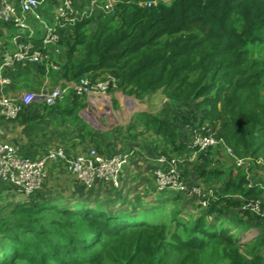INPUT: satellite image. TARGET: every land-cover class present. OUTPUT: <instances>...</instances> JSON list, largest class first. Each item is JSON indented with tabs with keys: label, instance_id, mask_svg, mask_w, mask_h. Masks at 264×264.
<instances>
[{
	"label": "trees",
	"instance_id": "obj_1",
	"mask_svg": "<svg viewBox=\"0 0 264 264\" xmlns=\"http://www.w3.org/2000/svg\"><path fill=\"white\" fill-rule=\"evenodd\" d=\"M140 1L144 5H139ZM238 15L245 20L239 31L235 27V16ZM115 18L119 19L113 24ZM91 20H77L70 34L62 35L67 45L68 63L62 67L65 79L76 81L89 74L94 81L104 71L128 96L142 98L162 90L178 101L191 100L188 106L194 103L200 111L197 114L196 109H189L193 111L197 125L220 122V136L237 154L253 155L263 148L264 143L259 140L261 129L257 126L261 119L257 111L241 108L238 100L241 85L251 79L250 76H255L243 65L246 59L243 38L264 21V1L170 0L153 3V0H117L114 13L109 16L99 14L96 29L87 35L86 26ZM79 46L84 48L83 58L71 64ZM83 98V95L72 94L67 105L58 106L65 98L58 107L55 106L56 110L73 116L84 105ZM36 106L34 109L23 108L18 117L23 113L31 114V111L40 115L54 109L41 104ZM137 116L144 117L145 126L154 127V120L148 121V115L140 113ZM184 122L189 128L197 126L187 119ZM159 124L155 126L156 132L164 131ZM173 135L169 133L170 138ZM173 146L176 148L174 154L186 156L190 151L183 141L175 140ZM210 152L201 153L202 157ZM238 176L237 173L233 177ZM233 177L226 181L224 191L229 192L234 186L231 193L241 190L244 197L261 192L255 187L245 190V178L234 182ZM40 193L14 206L12 215L22 220L15 225L17 233L8 234L0 228V235L12 242V246L2 252L0 264H14L18 259H25L30 264H102L104 245L119 242L132 232L145 233L152 241L153 264H159L160 256L164 255L162 243H173L168 236L174 232L180 242L173 243L176 247L206 248L216 238L235 249L234 253L224 251L223 262L226 264H264L261 255L239 256L235 247L241 244L240 239L231 236L222 225L207 221V215L218 206L217 202L210 203L208 210L202 209L187 223L179 220L178 212L165 223L159 217V209L132 212L114 203L110 206L38 204ZM47 209L55 211V215L50 214V220L43 214ZM26 235L28 240L21 239L20 236ZM123 264L130 262L127 259Z\"/></svg>",
	"mask_w": 264,
	"mask_h": 264
},
{
	"label": "rangeland",
	"instance_id": "obj_2",
	"mask_svg": "<svg viewBox=\"0 0 264 264\" xmlns=\"http://www.w3.org/2000/svg\"><path fill=\"white\" fill-rule=\"evenodd\" d=\"M156 1L168 2L170 0ZM138 3L139 5H144V2L142 1ZM83 9H85V5L77 8L76 12L78 13L75 14V17H79ZM114 11L115 8L113 11L104 15L109 16L113 14ZM28 16L33 17L32 14H29ZM69 18L64 21L65 23L63 30L61 31V29H59L61 37L63 33L70 34V32L73 30L74 24L70 23ZM235 18L236 29L238 31L242 30L244 27V18L241 15L235 16ZM81 19L82 18H79V20ZM83 19H92L91 22L86 26L85 30L86 34L89 35L91 31L96 29L99 15ZM115 19L116 20L113 22V24H115L119 18ZM45 21L53 26V20L49 21L45 19ZM243 41L242 47L246 56L243 65L246 68L248 66V71L255 76H250L251 79L241 85L239 90L240 100H238V102H241V108L247 109L248 112H252L253 110L257 111L261 119V124L257 126L261 129L259 131V140L264 143V21H261L259 26L256 27L255 30L251 32V34L246 35L243 38ZM77 49L78 50L76 51L75 55L81 60L84 55V48L83 46H79ZM60 57L66 58V56L64 57V52L62 56L59 55L57 57L58 61L53 60V62L59 63L63 67L64 64H61L62 61ZM240 69L241 71L243 70V68ZM82 77H87L92 83H96L106 81L112 76L109 73L101 71L94 81L90 79L89 74H85ZM112 90L121 92L118 87H115L114 89L108 90V92L105 94L101 93L100 91H96L89 96H84V98H97L102 101L103 106L98 107L99 105H97L95 108L87 106L86 108L82 109L81 112L83 116L88 112L92 113L91 115L93 120H91V123L94 126V129L92 130H94L93 132L95 134L107 136L110 128L119 123V121L120 123L126 120L128 121V119H122V117H119L118 120V113H120V110L124 111V108L120 109L119 105L115 106L114 100L110 103L107 101V98L112 97L114 94ZM123 94L124 93L122 92L120 93V95ZM127 97L133 99L134 101L131 102L135 104H142L141 109L145 110V112H143L145 115H148V121L154 120V127L151 128L150 125L145 126L144 117L142 118L135 115L134 119L137 121V123H139V126H141V130L138 128H136L134 131L130 130V134L135 136L145 135L144 142H150L154 145H157L158 150L156 151V154L164 151H166V153L175 152L176 148L173 146V142L175 140L178 142H185L189 138V135L194 127L189 128L184 122V119H187L188 122L189 120L193 123L197 122L191 113L193 111L189 110L190 108L196 109L194 103H192V105L190 103L191 106H188L187 104L188 101L191 100L178 101L167 96L162 90H158L155 93L146 95L142 98H136L134 95H127ZM196 110V113L199 114L200 111L198 109ZM236 111H238V107L236 108ZM158 123H160L159 125H161V129L163 128L164 131L162 130L160 132H156L155 126L158 125ZM211 125L218 137V145L213 148L212 152H210V155L204 158V162H198L196 165H193V171L191 170V175L196 180L200 181L201 184L190 182V179H188L187 175L184 176V180H188L191 184H198L200 186L203 185V189L210 193L211 196L209 198V204L217 202L218 206L209 212V215L212 213L215 214V217L222 215L223 220L226 221V223L224 222L225 226L234 224V226H228V228L223 226L224 229L235 230L234 227L236 228V224L241 225L239 226V229L243 232H230L231 236L239 238L241 241V244L235 247L237 249L236 253H238L239 256L253 257L254 255H261L264 258V219L256 215H251V213H245L244 209L242 208L246 199H258L260 201V206L262 209H264V189L261 188V184H264V146L253 155H239L234 151L232 145H229L226 139L220 136L219 132L221 129V123L217 122L215 125ZM122 129L124 132H128L129 125L124 126ZM169 133H174L172 138L169 137ZM236 159L242 161V164L239 167H236ZM182 171L187 173V170L185 169ZM230 172H237L239 174L237 178L233 177L234 182H238V180L241 178H245L246 181L243 184V188L245 190L250 189L248 188V185L252 184L254 185L253 187L260 189L261 192H259V194L256 196L244 197L241 190L231 193L234 186L229 189V192L224 191L226 182L223 183L222 178H217L216 173H219L220 175L222 173L229 174ZM237 173L235 175H237ZM231 176H234V174ZM45 193L52 195L48 198L49 200H43L40 197L36 203L44 204L49 202L50 204H58L60 202H64L61 197H59L61 200L59 198L53 197L59 193L58 189L53 190L52 188H49V191ZM25 199L27 198L24 195L18 193L13 188L0 181V228H3L8 234L17 233L15 225L22 222V220L12 215V210L14 206L17 205V203L25 201ZM154 208L160 210L161 213L159 217L161 219L163 218L165 223H169V220L171 221L172 214L175 212H178V218L180 221L187 223L197 216V213L203 209L200 207V203L196 198H188L183 194L179 195L178 192L171 194L169 196V200L163 203L161 207L159 206ZM154 208H152V210H155ZM144 209L149 210L148 207H145ZM204 210L206 211L208 209ZM53 213L55 215V211L51 212L49 209L45 210V212L43 211V214L47 220H50V214ZM152 219L154 218L152 217ZM232 219H234L233 222ZM240 221H242V223ZM214 223H217V220H214ZM174 225L175 224H172V226ZM51 231L54 232L55 230L53 231V229H51ZM20 237L21 239L25 240H28L29 238L27 235ZM178 237L179 236L177 235V232H174L168 236V239L173 243H180L178 242ZM173 243H162L164 255L162 257L160 256L161 260L159 264H226V261L223 262L224 251L234 253L235 250L232 247L226 246L224 241L216 238L206 248L185 246L176 247V245ZM100 245L103 246L102 244ZM10 246H12V242L9 241L5 236L0 235V258L2 257V252L5 250V248ZM151 246L152 241L150 238H147L145 233L141 234L132 232L126 235L119 242H110L108 246L104 245L105 251L103 253L102 264H123V262H125L127 259L129 260L130 264H153L154 258H151L150 255ZM14 264L30 263H28L25 259H18V261Z\"/></svg>",
	"mask_w": 264,
	"mask_h": 264
},
{
	"label": "crops",
	"instance_id": "obj_3",
	"mask_svg": "<svg viewBox=\"0 0 264 264\" xmlns=\"http://www.w3.org/2000/svg\"><path fill=\"white\" fill-rule=\"evenodd\" d=\"M12 1L18 3L20 0ZM87 2L88 0H76V6L82 7ZM56 6L57 1H53L48 5L40 6L38 12L44 20L51 21L54 18ZM28 23L35 35V40L40 41L43 37L42 25L31 16H28ZM63 28L64 25L57 28L58 41L47 44L46 50L49 63L18 65L16 68L11 69L1 66V43L13 47V37L22 31L10 22L0 21V78L8 80L7 83L0 82V97H16L26 90L39 94L52 89L54 86L75 81L65 79L63 77L62 65L53 62V60L58 61L57 57L59 55L62 56L63 52L64 57L66 56L67 45L59 33V29L62 30ZM60 59L62 61L61 64L66 65L68 63L66 58L60 57ZM79 61L80 59L74 54L71 64H76ZM112 91L114 92L113 98L109 97L107 101L110 103L114 100L115 106L119 105L120 109L124 108V111L120 110V113H118V120L119 117H122V119H128V121L126 120L122 123L119 121V123L110 128L107 136L98 135L93 132L94 126L91 123V120H93L92 113L88 112L84 116L81 113L82 109L87 106H91L92 108H95L97 105H99L98 107L103 106L102 101L97 98H83L84 105L80 106L73 116H67L65 113L56 110L58 106L64 107L67 105V101L69 100L67 98L62 104L60 103L53 110H48L44 114L39 115V113L31 111V114L23 113L14 120H1V128L4 134L0 136V140L11 143L22 154L34 159L40 158L44 153L55 148H63L69 155L83 154L91 148H96L98 152L104 155H114L131 149L134 150V153L122 169L118 187H112L110 184L102 182L98 183L92 190H86L77 181L73 173L62 169V166L58 163H48V177L40 193L41 199L49 200L48 198L52 195L45 192H48L49 188H52L59 191L53 197H61L64 201L58 204L73 205L75 203H84L110 206L114 203L121 206L124 210L133 212L145 207L149 209L161 207L163 203L169 200L171 194H175V191L170 188L163 190L158 189L155 185L153 170L159 167V164L154 159L157 155V145L144 142L145 135L135 136L130 134V130L134 131L136 128L141 130V126H139V123L134 118L135 115L145 112V110L141 109L142 104L131 102L134 100L125 94L120 95L121 92L117 90ZM38 104L40 103H36L28 108L34 109ZM126 125H129L128 132H124L122 129ZM184 161V169L187 170V173L184 175H187L190 182L201 184L200 181L191 175V172L193 171V165L205 161L202 154L189 151ZM186 164H188V168ZM236 173L216 174L217 178H222L224 183L233 177L231 176L232 174L235 176ZM245 213L250 214L249 212ZM222 217V215L215 217V214L212 213L211 215L208 214L206 218H209L207 219L209 223H214V220H217V223L220 222V225L225 226L224 222L226 223V221ZM240 222L242 223V221ZM232 225L234 226V224ZM228 226L225 227L228 228ZM239 226L241 225L236 224L235 230L230 229L229 233L231 231L243 232L239 229Z\"/></svg>",
	"mask_w": 264,
	"mask_h": 264
},
{
	"label": "built area",
	"instance_id": "obj_4",
	"mask_svg": "<svg viewBox=\"0 0 264 264\" xmlns=\"http://www.w3.org/2000/svg\"><path fill=\"white\" fill-rule=\"evenodd\" d=\"M53 1H57V6L52 26L42 18L38 9ZM116 3L117 0H88L81 15L75 17L78 13L76 10L79 8L76 6V0H20L18 3L12 0H0V21L10 22L22 31L13 37V47L1 43V66L13 69L18 65L49 63L47 44L58 41L57 28L64 25V21L72 15L69 18L70 23H74L79 18L107 14L114 10ZM153 3L157 1L153 0ZM29 14H32L42 25L43 37L40 41L35 40V35L28 23ZM7 81L6 78H0L1 83H7ZM115 87L117 85L113 77L96 83H92L87 77H81L72 83L55 86L39 94L26 90L16 97L1 96L0 136L4 134L1 120H14L23 108L36 103L55 107L72 94L89 96L96 91L105 94ZM218 142L212 125L204 122L194 127L184 144L190 151L207 153L212 151ZM133 153L134 150L131 149L114 155H104L96 148H91L83 154L69 155L63 148H55L47 151L40 158L34 159L22 154L11 143L0 140V181L29 200L41 192L48 176V163L55 162L62 166V169L73 173L86 190H92L102 182L118 187L122 169ZM154 159L159 164V167L153 170L155 185L158 189L170 188L188 198H196L200 207L208 209L210 193L206 192L202 186L184 180L182 170L185 155L159 153ZM235 164L239 167L242 161L236 159ZM253 186L249 184L248 188ZM261 188L264 189V184H261ZM259 202L258 199H246L242 208L245 212L264 219V209Z\"/></svg>",
	"mask_w": 264,
	"mask_h": 264
}]
</instances>
